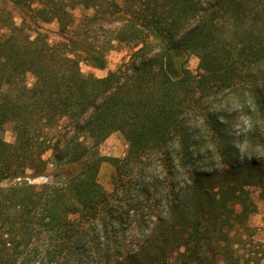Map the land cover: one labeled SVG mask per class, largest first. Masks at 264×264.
I'll return each instance as SVG.
<instances>
[{"label":"trees","instance_id":"trees-1","mask_svg":"<svg viewBox=\"0 0 264 264\" xmlns=\"http://www.w3.org/2000/svg\"><path fill=\"white\" fill-rule=\"evenodd\" d=\"M3 29L0 131L15 141L0 137V264H264L239 230L264 160L239 161L230 134L243 117L247 148L264 150V0H0ZM121 45L116 70L82 73ZM115 132L128 152L102 156Z\"/></svg>","mask_w":264,"mask_h":264},{"label":"rangeland","instance_id":"rangeland-1","mask_svg":"<svg viewBox=\"0 0 264 264\" xmlns=\"http://www.w3.org/2000/svg\"><path fill=\"white\" fill-rule=\"evenodd\" d=\"M21 20L17 19V23L21 24ZM43 31L49 34V37L52 41L58 39L57 31L59 29L57 23L52 24H43ZM9 31L7 29H3L0 31V35L7 36ZM131 50L128 46L121 45L117 49L111 51L108 54V65L107 68L104 70L96 69L86 65L85 63H81V71L85 75L93 74L97 77H105L110 71L116 70L123 62L129 59ZM186 67L196 73L199 71V59L194 56H188L186 60ZM28 82L33 84L34 80L32 77H28ZM222 107L225 111L230 115L235 113L236 110L240 109L239 103L232 98L230 95H227L226 98H223ZM247 123L245 122L243 117L238 118V122H236L235 126L232 127L230 134L233 135L235 138V142L237 148L240 151V158L239 161H242L244 157L254 158L256 161L261 163L264 160V150L263 149H254L253 147H249L248 144L244 141L243 133H244V126ZM0 137L3 138L5 141L9 143H13L15 141V135L12 130V125L7 124L3 127V130L0 131ZM99 153L102 156L106 157H116V158H123L126 153L128 152V142L125 137L120 132H115L111 134L100 146H99ZM248 152V153H246ZM256 155L254 157V155ZM52 152L48 151L44 154V159H51ZM237 164V162H236ZM52 167V166H51ZM114 173V168L109 162H104L101 165L100 172H99V182L102 184L104 189L108 192L113 190L114 182L112 180V176ZM238 175H241V172L237 171ZM57 178H47V177H40L36 179H30V182L34 184H41L45 182H55ZM250 194L252 200L255 202L257 210L254 212L247 222L239 227L241 230L240 232L245 238L252 239L255 242H264V198L260 195L259 188L252 186L250 187ZM239 209V207H237ZM135 232L131 235V239L137 240V236H135ZM72 264H87L84 259H78L72 261Z\"/></svg>","mask_w":264,"mask_h":264}]
</instances>
